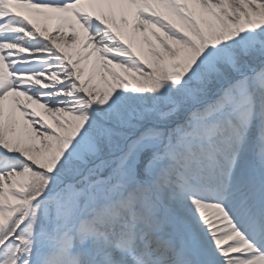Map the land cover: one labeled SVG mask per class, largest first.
Wrapping results in <instances>:
<instances>
[{
	"label": "snow or ice",
	"instance_id": "1",
	"mask_svg": "<svg viewBox=\"0 0 264 264\" xmlns=\"http://www.w3.org/2000/svg\"><path fill=\"white\" fill-rule=\"evenodd\" d=\"M0 264H264V0H0Z\"/></svg>",
	"mask_w": 264,
	"mask_h": 264
}]
</instances>
